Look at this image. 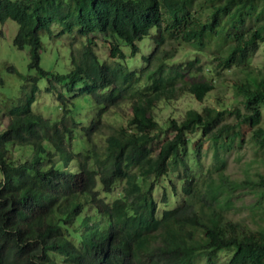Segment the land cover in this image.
I'll list each match as a JSON object with an SVG mask.
<instances>
[{
  "label": "trees",
  "instance_id": "obj_1",
  "mask_svg": "<svg viewBox=\"0 0 264 264\" xmlns=\"http://www.w3.org/2000/svg\"><path fill=\"white\" fill-rule=\"evenodd\" d=\"M1 1L0 20L19 24L13 40L28 48L32 73L25 77L29 103L12 104L13 119L0 128V264H221V253L227 264H264V226L244 229L224 215L231 204L227 182L230 190L259 186L255 193L264 197L262 173L230 181L224 169L233 149L249 141L264 146V70L253 72L250 62L260 44L264 51V0ZM82 8L111 37L152 43L138 72L117 44L111 64L81 46L71 47L67 71L41 66L42 34L51 38L53 23L64 32L78 28ZM182 43L195 50L193 58L176 59ZM233 67L243 73L231 84L241 107L190 108L164 126L152 116L156 101L183 93L203 101L216 86L211 73L220 79ZM198 73L203 80L186 79ZM42 88L61 101V115L75 113L84 122L83 134L60 130L58 122L32 111L30 102ZM68 98L77 100L75 110ZM90 98L100 108L91 109L87 122ZM123 101L134 105L133 114L112 128L99 150L93 135L102 133L100 119ZM243 125L251 130L246 141ZM208 152L212 161L194 176L192 163ZM71 159L77 166L67 167ZM159 203L171 208L158 215Z\"/></svg>",
  "mask_w": 264,
  "mask_h": 264
},
{
  "label": "rangeland",
  "instance_id": "obj_2",
  "mask_svg": "<svg viewBox=\"0 0 264 264\" xmlns=\"http://www.w3.org/2000/svg\"><path fill=\"white\" fill-rule=\"evenodd\" d=\"M17 27V24L12 20H7L4 24L0 23V77L3 79V84H0V106L3 108L8 105L17 104L20 99L30 95V86L25 81V77L32 73L27 67L28 49H17L12 44V39L17 31ZM99 35L100 36L94 38L95 48L100 56L107 57L109 54V46L107 40L103 39L107 37L106 30H102ZM41 39L43 42L40 61L41 66L60 72L65 71V65L69 62V47L64 43V40L62 38L49 40L45 33L42 34ZM262 48L263 45L260 44L256 50L250 53L251 68L255 73L264 70V51ZM144 50L148 49L144 48ZM192 51L195 50L191 48V46H184L175 53L176 59L180 61L193 58L194 54ZM5 64H12L19 72V75L8 71ZM211 74H213L212 76L215 78L214 82L216 86L203 101H197L190 94L183 93L170 101L158 102L153 108V115L158 123L164 126V123L171 117L181 120L186 110L190 108L199 110L204 106L219 107L218 103L227 105L228 109L238 106L239 103L233 93L231 84L238 81L243 75L239 68L233 67L224 70L220 79L216 77L214 73ZM203 77L204 75L202 73H198L194 77L187 75L186 79L189 81H199L203 80ZM205 77H210V73ZM55 101L54 96L38 92L33 107L36 110H41L42 114L47 116L48 112H55L54 107L51 108V103ZM262 111V126H264V107ZM130 115V104L122 102L102 117V133L99 136H93L94 142L97 143L96 146L99 150L103 148L104 138L111 133L113 130L112 128H119L126 125ZM1 120L0 128H3L7 124V119L4 118ZM227 121L234 122L235 118H229ZM241 133L243 140H249L248 138L251 136V130L247 126H242ZM196 138L197 136L195 134L194 139ZM205 146L206 144H204L203 148ZM262 148L263 149H258L257 144L249 141V143H245L242 146L240 145L239 148L233 149L226 154L225 173L230 181H240L244 179L255 180L259 173L264 175V146ZM187 151H192L190 144L187 145ZM26 156L27 154L23 152V157ZM210 156L211 153L208 152V154H205L203 162L195 161L192 163L191 172L194 176H197L204 169V165L206 166L212 161ZM190 162H192V159ZM142 172L145 173V171ZM1 179L2 175L0 173V180ZM256 187L259 186L252 185L251 187L240 186L235 189L232 188V203L224 213L228 220L237 223L244 229L249 228L255 230L264 226V197H259V195L255 193ZM202 188H207L206 182L202 184ZM224 189L227 190L228 185L224 186ZM156 193H160V191Z\"/></svg>",
  "mask_w": 264,
  "mask_h": 264
},
{
  "label": "clouds",
  "instance_id": "obj_3",
  "mask_svg": "<svg viewBox=\"0 0 264 264\" xmlns=\"http://www.w3.org/2000/svg\"><path fill=\"white\" fill-rule=\"evenodd\" d=\"M5 1L6 0H2L1 3L3 4ZM47 1H49V0H47ZM18 3H19V5H26V4H28L29 6H31V5L34 4V2L29 1V0H18ZM59 8L63 12L66 13V10H67L66 7H64L63 5H59ZM78 12H79V15H77V17L80 19V22H77L76 21V17L74 15L69 14L79 24V27L78 28L73 29L71 31H65L64 32V31H62V27L60 25H58L57 23H53L51 25L50 29H49V35L51 36V38H48L49 40H55V39L62 38L64 40V43L69 47V62H67L66 65H65V69H66L65 71H67L71 67V64H70V49H71V47H73L74 50H77L81 46H83L85 48V53L86 52H89L92 56L96 57L97 59L99 58L101 60H104V62H106L108 64H111V63H113L112 60L115 57V54H111V47L117 44L118 49L121 52V55L124 56L125 58H129V61H128L129 68L131 70H135L136 72H138L137 71V68H138V62L140 61V56L142 54L143 55H148L150 53V51L152 49V46H151L152 43L151 42H148L147 41V38H144L142 40L132 39L131 42L124 43L122 41L123 39L120 38V37H118L117 35L111 37L107 33V37L106 38H103V39L107 40V42H108L109 54H108L107 57L100 56L98 54V52H97V49L95 48V40H94V38L100 36L99 33L102 30H106V28H100L97 25L91 23L90 22L89 11H85L82 8ZM7 20H10V18L5 19L4 21H1L0 20V23L1 24H4ZM17 26H18L17 27V31H18L19 30V24H17ZM17 31H16V33H18ZM16 33H15V35H17ZM153 33H154V31L151 30L149 32V34H146V36H150ZM27 38L28 37H24L23 39L25 40ZM13 39H14V37H13ZM13 39H12V44L17 49L24 50L25 48H27V47H25V48L18 47L16 44L17 43H21V42L20 41H17V40H13ZM133 45L137 46L138 49L137 50L134 49L133 48ZM176 45H177V43L174 42V43L171 44L170 47H174L175 48ZM184 46H188L189 47L190 45L182 43V44L178 45V49L183 48ZM144 48L145 49H148V50H144ZM178 49H177V51H178ZM42 50H43V43H42ZM27 55H28V52H27ZM40 61H41V55H40ZM28 63H29V57H28ZM115 63H118V62H114V64ZM5 66H6V69L8 71H10V72H13V71H12V69H9V68H13V69H15L17 71V69L12 64H5ZM27 66H28V64H27ZM39 92H43L44 94H48L50 96H54V95H51V94H54L53 91L48 92V91H45L44 88H42V91H39ZM29 93H30V89H29ZM37 95H38V92L36 93V95L32 99V102H30V105H31L30 107H31V109H32L33 112H35L37 114H40L43 118H49L51 120H54V121L58 122L57 125L60 128V130L61 129L62 130H65L66 129L67 131H69L71 129H75L74 134H77L79 136L81 127H82V125H85V124H84V122L82 120H80V119H78L76 117L75 113H73V114H67L66 116L61 115L62 114V110H61V107H60L61 101L58 100L57 97L54 96V100H56V101L51 103V108L54 107L55 112L54 113L53 112H48V115L45 116V115L42 114V111L41 110H36L33 107ZM68 95H74V94H73V92H70ZM27 97L20 99L16 105H21V104H27V103H29ZM93 101L94 100L92 98H90L89 100H87V104H88V108H87L88 111H87V113L89 114V119L87 120V122L90 121V119H91V117L93 115L91 109L92 108H100V106L99 107L96 106L93 103ZM160 101H162V100H160ZM160 101H156L154 103L152 109H151V114H152L153 117H154V115H153V108ZM123 102H125V103H131V102H128V101H123ZM67 103L70 105L69 106V110H75V108L77 106V100L76 99H69L68 98L67 99ZM117 106H115V107H117ZM130 106H131V115H132L133 114V106L134 105L130 104ZM10 107H11V105H8L5 108H3V107L0 106V120L6 118L7 119V124H8V121H11V119H13V117L11 115H9V108ZM115 107H113V108H115ZM113 108H111L109 111H111ZM109 111H107V113ZM102 117L100 119V122L102 121ZM154 119H155V117H154ZM64 120H65V122L63 123ZM77 120L80 121V124L77 122ZM101 124H102V122H101ZM81 134H83V133H81ZM68 144H69V142H66L65 149H68ZM68 155H69V152H68ZM71 156H73V155H71ZM74 166H77V160L76 159H75V161H72V159L70 161H68L67 167L72 168ZM77 169H78V167H77ZM202 184H201V188H202ZM227 185L229 186L230 183L227 182ZM178 190H181V189L178 188ZM203 190H205V189H203ZM227 191H228V194H229V200H231L230 203H232V190L227 189ZM161 193L162 192L155 193V199L157 200V202L160 201V195H161ZM163 208H171V203H170V205H164L163 203H159V205H158V211H157V214L158 215H160V212H161V210ZM225 219H226V216H225ZM219 256H220L221 264H227V258L225 257V253H221ZM195 264H200V263H195Z\"/></svg>",
  "mask_w": 264,
  "mask_h": 264
}]
</instances>
